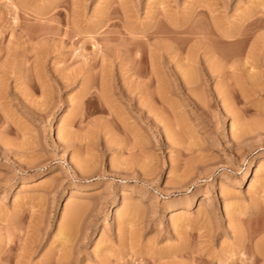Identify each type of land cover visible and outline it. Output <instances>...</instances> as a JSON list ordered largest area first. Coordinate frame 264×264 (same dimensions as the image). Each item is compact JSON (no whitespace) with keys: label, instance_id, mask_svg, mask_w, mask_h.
Masks as SVG:
<instances>
[{"label":"rangeland","instance_id":"374dc122","mask_svg":"<svg viewBox=\"0 0 264 264\" xmlns=\"http://www.w3.org/2000/svg\"><path fill=\"white\" fill-rule=\"evenodd\" d=\"M0 264H264V0H0Z\"/></svg>","mask_w":264,"mask_h":264},{"label":"bare ground","instance_id":"6f19581e","mask_svg":"<svg viewBox=\"0 0 264 264\" xmlns=\"http://www.w3.org/2000/svg\"><path fill=\"white\" fill-rule=\"evenodd\" d=\"M195 8H196V6H195ZM54 129H55V128H54V126H53L52 130H54ZM118 217H119V216H118ZM65 228H66V227H65ZM65 228H64V229H65ZM67 229H68V228H67ZM60 232L62 233V232H64V231L62 230V231H60ZM64 233H65V232H64ZM64 233H63V235H65ZM61 235H62V234H61ZM67 236H68V235H67Z\"/></svg>","mask_w":264,"mask_h":264}]
</instances>
